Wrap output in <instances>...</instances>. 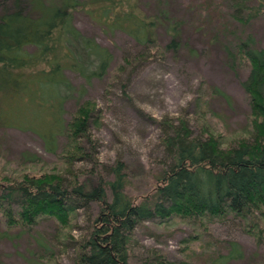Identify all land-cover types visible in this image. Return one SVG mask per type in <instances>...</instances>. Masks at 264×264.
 Wrapping results in <instances>:
<instances>
[{
	"label": "trees",
	"instance_id": "16d2710c",
	"mask_svg": "<svg viewBox=\"0 0 264 264\" xmlns=\"http://www.w3.org/2000/svg\"><path fill=\"white\" fill-rule=\"evenodd\" d=\"M83 1L100 10L98 18L103 23L124 30L143 46L155 42L154 31L163 27L170 35L163 49L177 51L180 47L181 22L166 12L145 16L138 11L139 0ZM251 1L232 0V18L247 23L258 15L264 0L248 6ZM2 3L0 126L31 129L43 138L50 151L55 150L57 136L62 135L65 142L59 154L71 176L69 180L44 173L0 177L2 234L12 229H31L41 217L53 219L64 232V227L69 225L70 229L75 224L79 209L94 203L95 216L74 240V264H131L129 247L135 228L144 221L158 222L172 216L202 224L204 219L232 214L248 222L252 227L248 231L258 241L264 240V46L256 47L249 35L233 47V59L244 60L249 66L242 82L250 105L248 137L230 145H223L220 137L208 131L192 137L180 119L178 127L172 126L173 135L164 140L170 163L157 178L153 198L149 195L139 201L124 191V163L117 161L108 166L96 157L95 141L89 132L91 124L100 122L96 102H76L69 114L64 108L68 100L83 94L82 88L71 84L66 71L78 73L89 83L93 78H104L112 62L108 49L84 36L73 24V10L80 0ZM246 11L249 14L243 17ZM216 92L224 96L220 90ZM38 122L43 126L40 123L35 127ZM166 124L171 126L170 122ZM29 159L37 161L38 157ZM74 161L92 165L95 184L88 185L77 178L70 169ZM104 172H111V179L106 180ZM239 250L238 243L232 242L229 254L234 256ZM138 264L175 263L151 250Z\"/></svg>",
	"mask_w": 264,
	"mask_h": 264
},
{
	"label": "rangeland",
	"instance_id": "374dc122",
	"mask_svg": "<svg viewBox=\"0 0 264 264\" xmlns=\"http://www.w3.org/2000/svg\"><path fill=\"white\" fill-rule=\"evenodd\" d=\"M259 1L252 0L248 6ZM137 3L145 16H160L163 11L181 22L180 47L177 51L163 49L170 39L163 27L154 31L155 42L143 46L124 30L103 23L95 5L80 0L73 10V24L84 36L108 49L112 62L104 78H93L89 83L78 73L66 71L71 84L82 88L83 94L68 100L64 108L69 114L76 102H96L100 122L89 127L96 157L108 166L123 162L124 191L140 201L149 195L153 198L157 178L170 163L164 140L173 135L172 126L178 127L180 119L192 137L208 131L220 137L223 145L251 133L249 97L242 86L249 66L232 55L234 43L249 35L256 47L264 46V7L243 23L230 14L234 12L232 0ZM195 10L200 11L194 14ZM64 142L62 135L57 136L56 148L50 151L35 131L0 126V177L44 173L69 180L67 164L59 154ZM33 156L38 160L29 159ZM91 166L87 161H74L70 169L81 182L93 185L96 176ZM102 174L106 180L112 177L111 172ZM96 212L94 203L79 209L75 224L70 229L69 225L64 227L66 232L49 217H41L31 229H12L7 234H2L4 225L0 223V264H74V240L84 233ZM261 219L264 225V215ZM248 228L252 229L248 222L232 214L204 219L202 224L177 216L144 221L134 230L130 263L138 264L149 251L157 250L175 264H262L264 240L258 241ZM232 242L240 248L234 256L229 254Z\"/></svg>",
	"mask_w": 264,
	"mask_h": 264
}]
</instances>
